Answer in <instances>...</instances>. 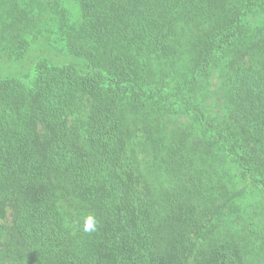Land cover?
<instances>
[{"label": "trees", "instance_id": "obj_1", "mask_svg": "<svg viewBox=\"0 0 264 264\" xmlns=\"http://www.w3.org/2000/svg\"><path fill=\"white\" fill-rule=\"evenodd\" d=\"M0 264H264V0H0Z\"/></svg>", "mask_w": 264, "mask_h": 264}, {"label": "clouds", "instance_id": "obj_2", "mask_svg": "<svg viewBox=\"0 0 264 264\" xmlns=\"http://www.w3.org/2000/svg\"><path fill=\"white\" fill-rule=\"evenodd\" d=\"M97 221L94 218V216L89 215L85 218L84 224H83V231L85 232H91L94 231L96 228Z\"/></svg>", "mask_w": 264, "mask_h": 264}]
</instances>
